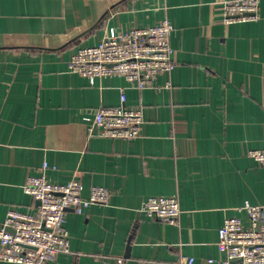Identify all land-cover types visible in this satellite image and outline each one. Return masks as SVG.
I'll return each mask as SVG.
<instances>
[{"label": "crops", "instance_id": "obj_1", "mask_svg": "<svg viewBox=\"0 0 264 264\" xmlns=\"http://www.w3.org/2000/svg\"><path fill=\"white\" fill-rule=\"evenodd\" d=\"M223 0H0V229L8 209L34 213L29 176L76 178L111 191L105 205L66 215L70 254L53 264H178L218 258L217 231L248 202L264 205V0L258 19L225 24ZM174 27L169 90L128 88L119 76L93 85L68 71L71 56L110 30ZM141 106L142 136L108 139L89 116ZM175 196L176 225L139 213ZM0 264H10L0 262Z\"/></svg>", "mask_w": 264, "mask_h": 264}, {"label": "built area", "instance_id": "obj_2", "mask_svg": "<svg viewBox=\"0 0 264 264\" xmlns=\"http://www.w3.org/2000/svg\"><path fill=\"white\" fill-rule=\"evenodd\" d=\"M261 0H223V23H245L258 19ZM173 25L166 19L147 27L114 29L94 46L79 48L70 58L68 71L87 79L122 77L128 88L142 91L169 90V77L174 70V50L170 45ZM124 91L120 106L98 108L83 120L89 122V135L94 129L108 139L133 140L142 136L144 124L141 106H126ZM247 156L264 167V147L251 150ZM29 176L23 185L25 194L39 203L34 213L8 209L0 229V262L10 264H53L60 254H70L69 235L64 223L70 212L81 215L92 205L108 203L111 191L92 187L86 198L76 178L67 183H54L44 172ZM139 213L148 219L176 225L180 216L177 197H150L143 201ZM238 211L245 216H228L217 231L219 257L205 264H264V205L244 203ZM121 259L117 264H122ZM178 264H194L182 258Z\"/></svg>", "mask_w": 264, "mask_h": 264}]
</instances>
